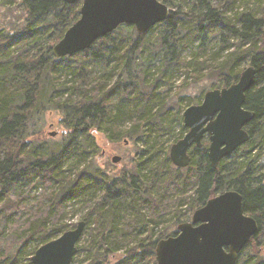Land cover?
I'll return each instance as SVG.
<instances>
[{
  "label": "trees",
  "instance_id": "trees-1",
  "mask_svg": "<svg viewBox=\"0 0 264 264\" xmlns=\"http://www.w3.org/2000/svg\"><path fill=\"white\" fill-rule=\"evenodd\" d=\"M160 1L169 6L171 17L161 23L166 27L157 40L166 50L165 62L169 66L178 64L184 71L185 81L180 89L185 90V95L179 97L169 92L158 93L157 86L136 75L138 56L147 47L149 37L139 34L134 26L122 25L89 50L56 59L52 48L79 20L83 1L74 5L62 0L4 2L5 6L19 10L22 29L11 34L0 29V144L6 146L0 148V213L8 218L19 216L16 224L10 227L4 223L1 229L13 230L10 233L17 242L26 240L24 250L29 242L45 245L56 234L73 229L62 222L67 215V203L84 197L89 198L85 205L90 209L84 222L93 224L97 233L86 247L78 246V252L88 253L86 264H110L108 257L123 247L129 249L117 264H157L158 243L176 236L177 230L166 235L161 232L156 240L150 238L146 246L142 235L149 229L151 236L154 235L163 223V215L170 212L168 207L179 210L188 204L192 206L191 217L210 199L236 191L243 197L245 214L255 218L259 225L258 234L241 253L238 264L244 258V264H264V14L259 16L251 9L239 14L237 20L228 18L226 13L236 0L223 4L218 0L217 5L212 3L214 0ZM185 7L188 12L183 11ZM219 27L226 33L221 51L206 60L188 62L180 58L183 48ZM230 38L235 41L231 42ZM224 51L226 54L222 55ZM248 59L256 70L245 104L246 110L255 113L254 121L246 128L250 141L222 160L217 169H213L208 157V136L202 148L190 150L191 164L185 169L174 166L169 158L160 164L151 162L157 153L152 139L158 140L164 129L172 132L163 117V109L179 108L185 102L191 107L194 96L188 92L193 88L192 82L217 81L213 89L234 85ZM37 99L48 101L63 117L66 136L56 152L43 147L36 151L33 145L29 147L25 143L31 115L38 109L34 104ZM126 124L130 126L126 128ZM97 132H104L114 143L125 138H138L144 143L145 151L140 162H136L140 176L127 177L128 173L122 171L124 181L120 182L113 175L101 172L96 162L82 166L90 151L98 149ZM187 133L188 129L182 126L175 142ZM147 153L150 156L145 158ZM67 161H72L69 172L64 171ZM148 165L150 175L145 173ZM165 171L170 175V179H164L166 185L158 182V175ZM30 181L45 188L36 201L39 208L21 222L20 216L26 208L20 203L29 193L24 185ZM155 187L167 189L175 201L167 194L159 197L149 194ZM178 190L181 194L176 196ZM187 191L193 192L187 195ZM99 192L103 196L97 199ZM145 192L148 199L143 195ZM10 203L15 206L10 207ZM122 210L124 223L120 225L118 218ZM182 222L186 221L178 217L175 226L178 228ZM136 242H139L137 247H132ZM102 248L104 252H100ZM20 263L16 256L0 264ZM72 264H76L75 258Z\"/></svg>",
  "mask_w": 264,
  "mask_h": 264
},
{
  "label": "water",
  "instance_id": "water-1",
  "mask_svg": "<svg viewBox=\"0 0 264 264\" xmlns=\"http://www.w3.org/2000/svg\"><path fill=\"white\" fill-rule=\"evenodd\" d=\"M62 1L67 5L83 2L79 20L52 48L56 59L89 50L122 25H132L144 35L171 17V9L160 0ZM255 77V68L249 66L237 83L208 91L201 105L185 111L184 125L188 133L171 148L170 160L174 166L189 167L190 150L202 148L206 136L210 141L208 157L213 169L250 141L246 128L254 121L255 113L246 110L245 104ZM121 160L115 156L112 161L118 164ZM86 226V222H80L74 230L43 245L32 257V264H72ZM258 232L257 220L244 212L241 194L227 191L196 210L190 222L180 224L176 236L158 243L157 264H238L241 253Z\"/></svg>",
  "mask_w": 264,
  "mask_h": 264
},
{
  "label": "rangeland",
  "instance_id": "rangeland-1",
  "mask_svg": "<svg viewBox=\"0 0 264 264\" xmlns=\"http://www.w3.org/2000/svg\"><path fill=\"white\" fill-rule=\"evenodd\" d=\"M6 0H0V29H5L7 33H14L15 30L22 29L21 23V14L19 10L13 8L9 5H4ZM218 0H214L212 2L214 5H217ZM227 0H220L221 4L228 3ZM231 3V2H229ZM253 10L257 12V14L263 15L264 14V0H236L234 2V6L228 10L226 15L228 18H232L236 20L238 19V15L242 12H246L247 10ZM184 12H188L189 9L185 7L183 9ZM235 22V21H233ZM164 24H159L152 28L146 36L149 37L148 45L145 49H143L138 56V60L136 62V75L140 79H145L150 83L157 86V92L165 95L167 92L171 95H176L177 97L185 95V90L180 89L183 86L185 81V74L182 67L178 64L175 65H168L165 62L166 57V50L163 47H160L157 38L164 33L165 30ZM239 28V24L237 25ZM224 34H226L222 27L217 29L211 30L207 33V35L203 36L201 39L198 38L193 41V43L181 50V57L184 60L190 62L192 60H206L209 59L213 54L221 51V47L224 40ZM228 38L225 44L227 43ZM230 41L233 42L235 39H231ZM17 50V49H12ZM18 51V50H17ZM226 51L222 53L225 55ZM251 59L245 61L242 65V69H246L250 66ZM95 75V73H94ZM66 78V75H63V79ZM192 82L191 80H189ZM218 85L217 81L213 80H203L201 83L197 84L192 82L190 88V95L194 96V105H201L205 94L213 90V86ZM222 89V88H219ZM138 90V88H137ZM181 92L180 95L177 92ZM187 94V93H186ZM203 97V98H202ZM188 101L187 99H185ZM201 101V102H200ZM41 103V104H39ZM36 107H38L37 111L34 110L32 113V124H29L28 134L29 136L25 139V143L29 144V147L35 148L36 151L39 148L43 147L44 149L48 150L49 152H56L59 150L60 146L63 144L64 136H66V128L62 125L63 117L58 114L52 106H49L48 101H34ZM33 104V105H34ZM189 107L187 106V102L179 106V108L169 109L168 107L163 109V117L166 118L168 121L167 124L172 127V132L168 133L166 129L165 133L158 137L157 139H152L151 144H155L157 153L152 156L151 162L160 164L166 158L170 160V151L173 145L176 144L175 139L177 135L180 134L182 130V126H184V113ZM40 110V112H39ZM43 110H46L45 112ZM129 124H126V128L129 127ZM184 138V137H183ZM182 138V139H183ZM37 139L40 140L37 141ZM35 142V143H34ZM155 142V143H154ZM23 143V141H22ZM96 143L98 146L97 151H90V154L86 158L85 162H83V167L89 166L92 162H96L98 164V168L101 169V172L113 175L114 178L120 182H123L124 179L122 177V171H126L128 173L127 177H137L140 176L138 174V166L136 164L137 161L140 162V156L143 151H145L144 143L138 141L136 139L125 138L120 143L110 142L107 139V135L104 132H97L96 133ZM0 144V148H5L6 146ZM22 145V144H21ZM115 156H120L122 158L121 162L118 164L113 163V158ZM148 153L145 155V158L148 157ZM23 158V156H22ZM263 158H264V151H263ZM143 161V160H141ZM171 162V161H170ZM72 161H67L64 165V171L69 172L71 170ZM151 164V163H150ZM145 169V173L150 175V166ZM145 167V168H146ZM264 172V167L262 168ZM68 174V173H67ZM153 175V174H152ZM156 175V174H155ZM164 179H170V175L168 172H163L158 175V182H163ZM128 184L129 182H125ZM166 185V183H164ZM33 185V186H32ZM32 186L33 188L29 189ZM160 186V185H159ZM36 187V188H35ZM142 187V186H141ZM35 188V189H34ZM44 186L35 183L34 181H30L25 183L24 189L25 191L29 192L26 196V199L23 200L20 204L25 206V210L22 212V216H20V221L24 222L27 220L28 216L32 211H35L39 208V205H36V201L38 200L40 194L44 190ZM165 188L159 189V187H155L154 191H149V194H152L154 197H159L161 194L169 195L172 201H175V196H171L172 193L168 192ZM181 190L176 192V196L180 195ZM193 191H187L186 194H192ZM103 192H99L97 194V199H100ZM146 193V192H145ZM149 194H143L145 198H149ZM89 201V198H78L69 203H67V215L63 219V224L69 227H74L71 230H74L80 222H84V217L90 212V209L87 207L85 203ZM10 207H14L15 204L10 203ZM190 205L184 204L180 207L179 210L172 209L168 207L170 212H166L163 217V223L160 225L157 230L154 231V235L151 236L150 229L144 232L142 238L145 239L144 246L148 243V240L154 241L156 240L161 232H164L165 235L169 234L170 232H176L177 227L175 226L176 220L178 217H181L186 222H190L192 216L190 215ZM125 213L124 210L121 211V214L118 218L120 225L124 223L123 214ZM3 213H0V263L3 260L11 261L16 259V256L21 259L20 264H30L31 259L34 255L35 249L41 248L39 242H29L27 248L24 250L22 247L26 240H20L17 242V238L12 235L11 231H6V229H1L2 224L6 223L8 226H12L16 224L18 221L16 220L19 216L13 215V217L8 218L7 216H1ZM194 214V213H193ZM191 218V219H190ZM183 223V222H182ZM179 226V225H178ZM64 232H60L52 237L51 241L59 239ZM97 234L94 225L90 224L86 226L84 234L81 240L78 243V246L86 247V245L92 241V237ZM27 237V235L25 236ZM147 241V242H146ZM139 242H136L132 245V247H137ZM77 246V248H78ZM37 249V250H38ZM129 247H123L120 251L114 255H110L108 257L110 264H117L121 257L126 254ZM36 250V251H37ZM105 250L102 248L100 252H104ZM249 254V251L247 252ZM246 253V254H247ZM247 254V255H248ZM102 255V254H101ZM246 255V256H247ZM88 253L84 250L78 252L75 256L76 264H86ZM264 257V253L262 254ZM244 259L240 260L239 264H244Z\"/></svg>",
  "mask_w": 264,
  "mask_h": 264
}]
</instances>
